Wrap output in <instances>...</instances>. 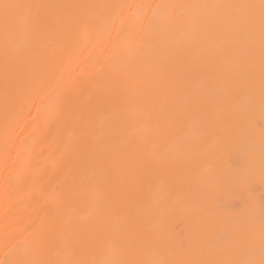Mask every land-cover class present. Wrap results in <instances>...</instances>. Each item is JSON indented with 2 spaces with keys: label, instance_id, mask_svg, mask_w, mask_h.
<instances>
[{
  "label": "bare ground",
  "instance_id": "1",
  "mask_svg": "<svg viewBox=\"0 0 264 264\" xmlns=\"http://www.w3.org/2000/svg\"><path fill=\"white\" fill-rule=\"evenodd\" d=\"M0 264H264V0H0Z\"/></svg>",
  "mask_w": 264,
  "mask_h": 264
},
{
  "label": "rangeland",
  "instance_id": "2",
  "mask_svg": "<svg viewBox=\"0 0 264 264\" xmlns=\"http://www.w3.org/2000/svg\"><path fill=\"white\" fill-rule=\"evenodd\" d=\"M23 127V125H22V123L19 125V128H17V129H19V131H17L18 132V134L19 135H17V137H19L20 135H21V133H22V130L20 129V128H22ZM23 129V128H22ZM15 131H16V129H15Z\"/></svg>",
  "mask_w": 264,
  "mask_h": 264
}]
</instances>
